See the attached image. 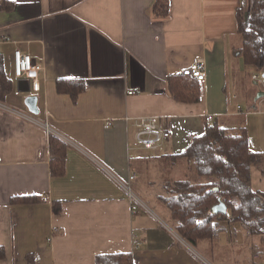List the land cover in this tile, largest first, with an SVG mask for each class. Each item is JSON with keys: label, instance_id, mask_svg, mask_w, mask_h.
I'll return each mask as SVG.
<instances>
[{"label": "crops", "instance_id": "crops-1", "mask_svg": "<svg viewBox=\"0 0 264 264\" xmlns=\"http://www.w3.org/2000/svg\"><path fill=\"white\" fill-rule=\"evenodd\" d=\"M154 2L8 0L0 8V53L13 82L0 101V264H94L97 254L121 252L132 253L134 264H264V236H246L239 223L227 231L222 221L216 244L194 247L149 207L132 213L115 181L134 173V182L147 157L181 152L214 120L246 127L249 149L264 152V95L250 94L243 110L228 90L229 76L246 68L235 53L236 9L248 11L252 0H169L165 17L153 12ZM16 49L42 66L39 91L14 75ZM197 59L205 62L199 100H175L169 78ZM59 79H82L85 90L73 100L57 92ZM29 95L37 97L38 114L24 104ZM148 116L170 136L162 152L145 156L133 122ZM49 134L68 146L61 176L50 173ZM192 168L174 164L169 174L179 177H169H190ZM164 180L147 179L161 186L157 199ZM250 180L264 195V172L253 166ZM22 195L40 199L11 203Z\"/></svg>", "mask_w": 264, "mask_h": 264}, {"label": "trees", "instance_id": "trees-1", "mask_svg": "<svg viewBox=\"0 0 264 264\" xmlns=\"http://www.w3.org/2000/svg\"><path fill=\"white\" fill-rule=\"evenodd\" d=\"M8 0H0L6 8ZM153 12L160 17L168 15L169 0H155ZM238 34L241 45L235 53L242 57L245 67L264 70V0H252L248 11L236 9ZM199 82L179 74L169 78L168 90L177 101L197 102L200 97ZM13 88L0 53V101H4ZM56 90L68 94L73 100L85 90L82 79H59ZM50 173L61 176L65 170L67 144L54 134H49ZM160 157L174 164L193 167L197 179L189 176L165 179V194L158 199L170 212L177 234L188 244L198 247L201 242L216 244L223 230L220 222L228 221L227 231L239 223L246 236H264V195L252 189V167L264 172V152L249 149L247 129L222 127L214 120L205 125L201 135H191L188 145L177 154L162 153ZM35 195L14 196L11 203H34ZM223 202L226 213H211L215 204ZM59 211V203L53 204ZM4 249L0 247V258ZM94 264H134L130 252L97 254ZM258 264V263H255Z\"/></svg>", "mask_w": 264, "mask_h": 264}, {"label": "built area", "instance_id": "built-area-1", "mask_svg": "<svg viewBox=\"0 0 264 264\" xmlns=\"http://www.w3.org/2000/svg\"><path fill=\"white\" fill-rule=\"evenodd\" d=\"M42 69V66L34 63L31 57L27 53L21 52L19 49L14 51V75L16 77H26L31 81V89L33 91H39L40 85L38 82V72ZM181 74L188 75L197 81H203L205 79V62L203 59L195 60L191 65L183 68ZM253 79L262 80L261 76L253 75ZM128 93H132L130 90ZM208 120L212 119V116H207ZM43 126L48 130L47 123H43ZM135 127V140L138 148L154 153L162 152L164 150L163 143L170 136L169 131L162 125L159 118L156 116H148L142 118H136L133 122ZM69 143V141H68ZM135 177L134 173L128 176L127 181H123L115 177V181L125 191L130 202V210L132 213L138 212L140 209H147L144 202L131 190L130 181ZM179 237V235H176ZM139 241L134 240L136 245ZM263 264V263H260Z\"/></svg>", "mask_w": 264, "mask_h": 264}, {"label": "rangeland", "instance_id": "rangeland-1", "mask_svg": "<svg viewBox=\"0 0 264 264\" xmlns=\"http://www.w3.org/2000/svg\"><path fill=\"white\" fill-rule=\"evenodd\" d=\"M252 73L261 75L262 72L253 67H246L244 72H239L237 75L234 74V76L230 75L228 78V90L231 93L235 91L238 94V99L241 100L240 105H242L243 110L247 107V97L253 93L257 94L258 91L264 89L262 80L257 81V79L251 78ZM142 153L145 154V156L148 155L147 151H142ZM151 156L152 157H147V160L143 163L142 172L144 171V173L142 175V172L139 173L140 176L137 180L130 183L131 190L147 205L146 207H149V209L159 215V218L161 219L159 222L164 223L166 228V225H168L172 230H175L174 222L171 219L169 210L158 202V199L156 198V194L161 191V186L154 182L151 187H149L147 179L152 178L153 175L160 178L163 177L164 179L170 178V174L173 177H179V173L174 174V172H171L169 174L173 163L160 156ZM190 174V177L193 179L195 177L193 168L191 169Z\"/></svg>", "mask_w": 264, "mask_h": 264}, {"label": "water", "instance_id": "water-1", "mask_svg": "<svg viewBox=\"0 0 264 264\" xmlns=\"http://www.w3.org/2000/svg\"><path fill=\"white\" fill-rule=\"evenodd\" d=\"M262 82L264 84V70L261 73ZM264 95V91L257 92L255 99L260 98ZM24 104L27 106L28 110L33 114H38V108H37V97L35 95H29L24 99ZM227 208L226 205L223 202H219L212 206L211 213H226Z\"/></svg>", "mask_w": 264, "mask_h": 264}]
</instances>
